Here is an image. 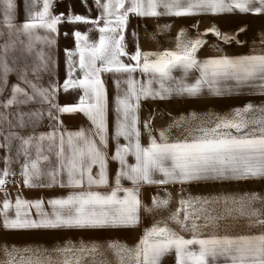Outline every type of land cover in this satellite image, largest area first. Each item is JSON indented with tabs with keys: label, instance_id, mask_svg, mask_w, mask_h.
Listing matches in <instances>:
<instances>
[{
	"label": "snow or ice",
	"instance_id": "snow-or-ice-1",
	"mask_svg": "<svg viewBox=\"0 0 264 264\" xmlns=\"http://www.w3.org/2000/svg\"><path fill=\"white\" fill-rule=\"evenodd\" d=\"M87 5V0H82ZM126 0H95L98 8L103 12L96 20H89L80 15L70 14L66 20L63 15L53 16L49 9L52 0H43V11L30 13L27 21L20 26H14L12 21L16 10L15 0H0L4 22L12 30L10 34L22 33L27 35L29 43L27 49L32 51L34 43L45 40L44 37L35 34V29L43 28L51 33H57V25L67 23H91L96 26L99 32L98 41H89V37L80 31H74L76 51L67 50V79L60 85L54 83L49 87H38L23 75L21 79L31 89V93L19 84L11 88V97L0 107L8 108L15 104H28L36 101L40 104H47L46 110L49 119L59 120L58 114L82 113L93 126L91 129H81L76 132H58L54 130L47 135L39 137H22L14 134V138L21 141L23 154L26 162L22 165L21 175L27 187H50L57 184V176L66 170L67 184L61 183V187L82 188L86 185L92 187L108 186V129H107V96L106 88L101 80V73L127 74L124 83L128 89L123 96L116 97V148L112 160L119 165L115 177L114 187L109 193L97 191H85L70 194L67 198H54L48 201L52 211H44V202L37 200L30 202L17 198L15 201V218H10L8 210L13 207L10 200L5 198L3 209L0 215L3 219L0 227L5 230L17 229H104V228H129L137 227L140 223L141 200L139 198V186L146 184H184L199 181H231L246 179H264V107L254 109L253 105H246L243 109H236L233 118L218 117L211 128L199 127L196 131L199 136H194L190 141L186 138L183 141L169 142L165 131L160 132V140L152 136L151 119L145 121L144 128L150 138L149 146H142L140 142L141 131L138 111L141 97L148 99H165L173 93L177 95L197 96L207 86L212 95L222 94L220 84L226 81H234L237 87L258 86L264 88V55H248L239 58L227 56L209 58L199 61L196 53L206 42L202 38H186V33L181 30L175 50H164L152 53L144 52L137 48L134 54L126 51L124 30L128 22L129 13L141 17H157L159 15L169 16H190L196 14H220L231 13L239 10L241 13L253 12L264 13V0H129V6L125 7ZM258 5V6H257ZM255 6V7H254ZM163 8V13L157 11ZM123 9V11H120ZM103 20V26L100 21ZM215 35L225 42H231L232 37L222 34L218 29L211 30ZM4 33L0 32V36ZM67 35V34H66ZM53 44L54 40H47ZM14 47V45H11ZM9 45L4 46L5 53ZM41 60L33 71L38 73L41 69L47 71L48 65L43 52L36 54ZM79 57L78 68L83 78H74L76 62L73 57ZM128 56L135 61L134 65L125 64L121 57ZM0 68L3 69V77H0V96L3 95L7 86V76L11 69L0 55ZM175 69H182L185 77L192 71H198L199 77L193 84L178 83L175 88L166 87L165 81L174 79L172 72ZM148 74V86L135 80L133 74L137 71ZM39 78V77H37ZM153 79L159 83V90L152 88ZM259 80V85L251 82ZM121 81L117 79L116 86L119 92ZM140 86L137 87V84ZM64 92L81 89L83 94L78 103L60 106L56 102V95L60 89ZM230 90V89H229ZM23 97V99H20ZM135 101L134 103L132 101ZM55 110V113L53 112ZM258 110L261 114L258 118L246 119L248 112ZM36 118H42L44 112L37 111L30 114ZM25 113L18 114L19 127H24ZM195 118V114H193ZM6 119L0 113V120ZM184 121L174 122V126H180ZM249 124L259 127L252 132H244ZM239 135H234L233 131ZM259 133V135L256 134ZM96 137H99L97 142ZM128 141L126 145H120V138ZM9 140L11 147L12 137ZM48 139L56 143L57 156L60 160L59 170L48 173L51 183L40 185L34 180L41 175L38 167L39 143L36 144L37 160H29L28 148L33 141H44ZM68 154L66 155L65 146ZM3 147V145H0ZM51 150V146L49 148ZM134 156L135 164H128L127 157ZM43 159L47 160L45 156ZM6 163L10 165L11 159L7 158ZM99 167L98 177H93L92 168ZM162 179H155L156 175ZM15 175L6 167L0 171V190L7 184V177ZM127 179L133 184V188H124L121 180ZM120 193H123L121 196ZM259 201L264 204L259 194H252L249 197H242L239 200L231 199L233 207H227L229 198H223L226 205L222 213L213 215L203 205L213 201L201 199L193 201L181 197L179 208L171 212L168 220L175 224L180 231L168 226L167 223L161 226L159 222L147 229L138 243L129 248L127 245L113 242L109 244V250H114L120 257V264H124V255L127 254L130 264H161L162 259L175 253L177 264H209L210 260L216 261L224 258L228 264H264V234L256 236H229L204 235L202 229L220 227V222L225 220H236L247 217L250 220L249 227L256 224L264 225V211L253 207ZM216 203L220 202L217 198ZM170 203V195L166 198L159 196L153 198L151 206H145V210L151 214L157 209L167 208ZM194 203L201 204V208L190 211ZM35 208L38 219L31 217L27 211ZM247 209V211L245 210ZM24 210V211H22ZM183 212V215L181 213ZM256 220L252 222V218ZM203 219L204 223H198ZM182 232L191 234V238H185ZM7 247V246H5ZM98 249L95 245L91 248L81 246L75 250L71 248L60 251H79L81 256L74 259H65L63 264H81L84 253H94ZM29 264H43L41 261L29 262ZM106 264V262H101Z\"/></svg>",
	"mask_w": 264,
	"mask_h": 264
},
{
	"label": "crops",
	"instance_id": "crops-1",
	"mask_svg": "<svg viewBox=\"0 0 264 264\" xmlns=\"http://www.w3.org/2000/svg\"><path fill=\"white\" fill-rule=\"evenodd\" d=\"M129 6V0H126L125 7ZM258 6V5H257ZM255 7V6H254ZM123 11V9H120ZM157 11L163 13L165 10L161 7ZM218 29L222 34H228L232 37L231 42H225L223 39L215 35L211 30ZM184 30L186 38L195 39L197 37L206 41L196 53V58L199 61H205L209 58H219L227 56L229 58H239L248 55H264V13L255 14L253 12L241 13L236 10L231 13L220 14H196L190 16H169L159 15L157 17H141L134 13H129L128 22L125 29L126 51L129 54H134L137 48L144 52H162L164 50H175L179 33ZM11 35H9L10 37ZM14 38H20L19 35H12ZM0 36V52L3 41ZM26 37L23 36L24 47L26 46ZM27 42L29 40L27 39ZM30 57V55H29ZM122 60L125 64L134 65L135 61L129 59ZM10 66V65H9ZM8 73L7 86L4 89L3 95L0 96V103L6 102L11 97V88L13 85L19 84L29 93L31 89L24 81L16 80L15 71L10 68ZM31 66H24L23 70H18L17 73H31ZM3 73V69H0ZM56 72H60V67L57 64ZM41 73V72H40ZM198 71L192 70L185 77L182 69H175L172 72L174 77L171 81H165L166 87L175 88L178 83L193 84L199 77ZM136 81L148 86L150 76L142 74L139 70L133 74ZM121 81L119 92L116 86V81ZM127 79V74L106 73L102 81L106 88L107 96V129H108V186L107 187H92L89 189L86 185L82 188L61 187L60 184H67L66 170L57 176V184L50 187H27L24 183V177L21 175L22 165L26 162V157L23 154L21 141L14 138L15 135L22 137L35 136L41 134L47 135L53 132L54 125L58 132L65 133L76 132L81 129L88 130L93 126L90 121L82 114H58L62 125L57 121L48 118L46 110L47 104H40L36 101L28 104H15L8 108L0 107V113H3L6 119L0 120V171L9 168L7 184L3 190H0V210L3 209L5 198L10 200L13 207L8 210L10 218H15V201L17 198L35 202L42 200L44 202V211L51 213L52 209L48 203L54 198H67L70 194L97 191L100 193H109L114 187L115 177L118 173L119 165L111 157L114 155L116 148L115 131L117 122L116 113V97L119 94L123 96L128 89V85L124 83ZM38 87H49L50 83L33 82ZM137 84V87L140 86ZM254 85H259V80L251 82ZM62 85L63 83H58ZM152 88L159 90V83L153 79ZM222 94L219 96L212 95L207 86L203 87L201 94L197 96L177 95L173 93L165 99H145L141 97L138 116L140 120L139 128L141 131L140 142L142 146H149L150 138L145 131L144 123L151 119L152 136L157 141L160 140V132L165 131L169 142L183 141L186 138L190 141L194 136H199L201 133L196 131L199 127L211 128L214 126L218 117L233 118L236 109H243L246 105H253L254 109L264 107V88L258 86H241L237 87L234 81H226L220 84ZM230 89V90H229ZM83 94L81 89L69 90L67 93L61 88L56 95V102L60 106L76 104L80 96ZM23 99V97H20ZM135 102L134 100L132 101ZM41 111L44 112L42 118L31 116V113ZM25 113L24 127H19L18 114ZM54 114L55 110L53 109ZM195 114V118H193ZM245 115L246 119L258 118L261 114L258 110L248 112ZM183 120L180 126H174V122ZM259 126L249 124L244 132H252ZM234 135H239L232 130ZM259 135L258 132H256ZM11 139V147L9 148V140ZM97 142L99 137H96ZM39 143V161L41 175L34 180V183L47 185L51 183L49 172L59 170L60 160L57 156L56 143L45 139L44 141L34 140L32 146L28 148L29 160H37L36 144ZM128 141L122 137L119 140L120 145H126ZM51 146V150H49ZM66 155L68 154L67 145L65 146ZM47 156L45 160L43 157ZM10 158V165L6 163V159ZM128 164H135V158L132 155L127 157ZM99 167L92 168L93 177H98ZM155 179H162L160 175H156ZM12 179L18 181L21 185L19 189H8V182ZM124 188H133L131 181L127 179L121 180ZM252 194H259L264 200V179H246V180H231V181H199L184 184H146L142 183L139 186V198L141 200L140 223L137 227L129 228H104V229H79V228H60V229H17L5 230L0 227V264H29V262L41 261L43 264H63L65 259H74L81 256L79 251L63 252L61 249L71 248L78 250L81 246L91 248L93 245L97 247L94 253H84L81 264H120V257L115 254L114 250H109V244L118 242L133 248L145 231L152 227L157 222L161 226L165 223L169 227L180 231V229L168 217L171 212L179 208L181 197L191 199L194 202L201 199L213 201L203 207L213 215L222 213L226 207L223 198H229L227 207H233L232 198L239 200L242 197H249ZM122 196L123 193H120ZM170 195V203L167 208L157 209L149 214L145 210V206H151L154 197L166 198ZM217 198L220 202L216 203ZM201 204L194 203L190 211H195L201 208ZM253 207L264 211V204L257 201ZM247 211V209H245ZM24 211V210H22ZM31 217L38 219L36 209L30 208L27 210ZM183 215V212L181 213ZM0 215V222H2ZM260 219H264L261 216ZM256 220L252 218V222ZM198 223L203 224V219ZM250 220L247 217H241L236 220H225L220 222V227L217 229L207 228L202 229L204 235L213 233L223 236H256L264 234V225L256 224L249 227ZM185 238H191L188 232H182ZM7 246V247H5ZM124 255V264H130L127 254ZM161 264H177L175 253L166 255ZM209 264H228L224 258H218L216 261L210 260Z\"/></svg>",
	"mask_w": 264,
	"mask_h": 264
},
{
	"label": "rangeland",
	"instance_id": "rangeland-1",
	"mask_svg": "<svg viewBox=\"0 0 264 264\" xmlns=\"http://www.w3.org/2000/svg\"><path fill=\"white\" fill-rule=\"evenodd\" d=\"M16 10L14 13V19L12 21L14 26H20L25 23L30 13L43 11V0H15ZM101 3H107V0H101ZM51 15L61 16L66 18L72 15H80L88 18L89 20H96L100 17L103 12L102 8H98L95 4V0H87V5L82 3V0H52L51 7L49 9ZM104 21H100V26H103ZM57 33H51L43 28L35 29V34L44 37L45 40L35 42L31 52L28 51L26 37V46L24 47L23 36L24 34L19 33L17 35L20 38H14L12 30H10L7 24L4 22L2 7H0V32L4 33L1 37L3 41L2 49L4 46L9 45L7 52H0V55L5 57V61L9 68H12L16 73V80L23 81L21 77L27 75L28 79L32 82H43V83H64L67 79V64L68 57L66 55V49L76 51V44L74 39V31H80L89 37V41H98L99 32L96 30V26L91 23H67L62 22L57 25ZM67 34V35H66ZM9 35H11L9 37ZM125 36V30L123 32ZM27 36V35H25ZM126 39V36H125ZM47 40H54L53 44H48ZM11 45H14L12 47ZM126 45V43H125ZM38 52H43L45 61L47 62V71L40 70L38 73L33 70L41 64V60L36 55ZM30 55V57H29ZM122 60L126 61L127 57H121ZM76 62V70L74 78H83L82 72L78 68V55L73 57ZM57 64L60 67V72H56ZM10 65V66H9ZM31 66V73H17L18 70H23V67ZM1 69V68H0ZM41 72V73H40ZM106 73H101V80ZM11 76L12 75H8ZM7 76V78H8ZM0 77H3V73L0 72ZM39 77V78H37ZM13 79V77H12Z\"/></svg>",
	"mask_w": 264,
	"mask_h": 264
},
{
	"label": "built area",
	"instance_id": "built-area-1",
	"mask_svg": "<svg viewBox=\"0 0 264 264\" xmlns=\"http://www.w3.org/2000/svg\"><path fill=\"white\" fill-rule=\"evenodd\" d=\"M20 187H21L20 183L15 179L10 180L7 185L8 189H19Z\"/></svg>",
	"mask_w": 264,
	"mask_h": 264
}]
</instances>
